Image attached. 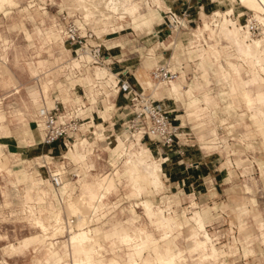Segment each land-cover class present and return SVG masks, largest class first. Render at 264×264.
Returning <instances> with one entry per match:
<instances>
[{"label": "rangeland", "instance_id": "374dc122", "mask_svg": "<svg viewBox=\"0 0 264 264\" xmlns=\"http://www.w3.org/2000/svg\"><path fill=\"white\" fill-rule=\"evenodd\" d=\"M74 1L15 0V2H11L10 0H0V54L7 53L9 58L8 63L15 73L19 75L20 81L23 83L13 84L14 89L13 87H5V85L0 83V95L3 98V112L6 117L2 133L0 134V144L2 145L0 151L4 156L8 157L6 158L7 164L12 172L24 168L30 174V178L26 182H16L18 181L16 174H9L7 171L0 172V264L5 262L8 264H36V257H39V261L44 259L42 256L47 255L48 257L53 255L54 259L57 256L64 257L61 263L68 261V257L65 256L68 248L66 241L61 243L64 246L63 248L50 249L49 245L52 246V244L44 245V241L40 237L42 242H37L35 246L26 248L24 252L14 253L6 251V246L11 243H17L24 236L39 234L41 232L39 227L35 226L38 223L34 225L29 220L28 213L23 210L26 189L32 190L33 188L32 177L42 181L40 184L42 189L49 186L50 180L55 186L53 195L55 205L63 208V189L62 186L54 184L52 175L61 166L65 167L66 176L64 177V181L70 185V189L75 194H78L80 182L76 174L79 172L84 176L87 172L81 166V162L72 160L70 154L75 149L73 144L79 142L80 139L94 142L95 146L92 148L93 155L91 159L96 165L97 170L92 171V173L118 172L115 176L117 186L108 195L107 199L111 204L115 203L117 205L114 208L116 210L113 212L116 215V219L121 222L126 221L132 216L135 209L136 218L148 224L149 228L153 229L156 237L160 238V232L155 226L152 227L150 225V220L146 215L144 207L138 203L141 200L148 199L155 205L169 206L171 211L177 214L179 222L184 225L183 233L178 235V242L182 248L187 249L192 243V239H188L189 223L194 224L196 222L191 216L198 211L204 217L208 230L198 232L197 228L191 225L190 236H193L195 240V247L198 242L207 241L205 238L206 232L209 233L212 241L208 244L209 247H206L207 251H203L200 248L199 250H193L189 264L199 263V257L202 254L203 258L207 256L211 257L213 254L217 255L215 251L213 254H209L211 253L210 248L215 245L210 232L218 235L216 248L217 246H224L226 251H234L226 256L229 262L235 264H264V243L262 242V234L258 227V219L264 221V137L245 105L241 109L236 110V112L235 109L227 110L223 108V104L230 102L231 97L229 84L219 75L220 68L216 61L206 59L205 65L208 68V77L212 81V93L215 95L220 93L225 99L221 101L222 103L218 108H212V110L207 112L205 124L200 127L197 126L198 121L196 117L193 114L191 115L190 98L187 95H184L182 99L177 98L175 95L172 96L168 89L170 82L159 83L154 81L160 84L158 91L154 93L150 88L146 89L149 93H153L158 101L163 104L164 109L173 111L174 122L177 125H184V133L182 135V143L178 146L152 145L146 140L142 141L144 146L154 152L153 159L155 164H158L161 168L159 171L161 183L159 187L156 183L154 185L151 183L142 185V192L138 196L128 197L133 187L128 184L124 177L126 173L124 161L126 158L125 156L118 157V155L122 154V149L120 147L116 149L118 155H114L111 149L121 141L120 138L126 142L128 149L131 148L130 143L136 142L132 138L126 141L125 134L129 132L125 130L123 125L116 127L114 130L111 125L109 129H112L113 133L110 135L107 133L106 122L99 127L93 125L92 128H89L88 124H85L83 130L74 135L75 139L71 140L70 148H66L62 152V148H60V151L58 149V153L54 150L55 147H48L44 144L42 127L40 121L36 120L38 118L34 113L37 111H35V108H31L33 103L32 97L34 98V95H37L38 99L41 98V95H44L48 100H51V97L54 99L60 97L59 99L62 102L71 97L77 101L85 102L88 107L90 106L88 94H90L91 87L84 85L81 81H76V79L80 80L81 77L94 73L96 66H100L101 68L108 67L110 71L113 70L112 68H118L117 62H114L111 68L110 65L101 66L92 63V59L87 57L86 54H81V56H85L84 58L90 63L84 59L82 60V57L77 56L74 51L77 46L71 43L65 34L67 22L63 19L64 14L73 15L76 13L78 16L74 18L81 22H84L82 18L84 15L85 19L92 23L93 28L100 37L99 40H96L95 37L89 39L91 44H104L106 38H114L111 43L107 42L108 47L111 49V54L115 59H121L122 62L128 63L130 70L141 83H145L146 79H151V76L153 77V71L157 66L165 65L172 67L174 64L182 63V69L185 71L186 77L181 82L184 92L196 88L198 82L205 84L203 68H201L200 64L201 60L196 53H199L198 48L206 47L208 49L210 45H214L223 51L221 56L222 63L231 74H233V70L229 65V61L237 64L242 63V61L235 57L237 47L240 57L243 60L249 61L254 74L264 75V61L258 62L253 55L259 53L264 55L261 49H259V52L258 49L254 52L255 48L252 49L253 46L250 45V48L249 45H246L247 43L251 44L250 37L249 39L245 38V43H242L246 45L245 50L241 45L242 49L240 46L238 48L239 44L234 43L236 42L234 41L236 38L232 39L234 35H231L230 32L228 34L227 30L223 28L227 26L228 20L231 21L230 24L237 21L238 23L235 24L240 27L245 25V22L250 17L257 20V15L263 16L264 14L262 15L257 12L253 7H251V11L238 0H235L237 1L236 4L235 2L234 4L230 3L232 2L231 0H222L221 2L218 0L217 3L220 2L223 4V7L219 9L218 5L220 4H217V11L221 13L216 16L211 11L214 6L212 0H204L205 9L204 13H200V18L193 21L182 19L178 29L175 27L176 23L172 20L170 14L165 12V9L159 10L163 14L164 19L154 22V27L157 29L155 30L157 34L154 35L148 32L152 31L150 27L136 26V23L130 17V12L134 11L133 8L130 9L132 7L131 4L118 2V0H114V3L110 4L107 0H86L88 11L85 12L78 9L77 5L85 8L86 4L80 3L79 0L76 4ZM137 1H140V11L147 12L149 5L147 1L153 6L154 3L152 2L155 0ZM254 1H256L257 6L260 5L257 0ZM234 5L241 6L238 7L239 12L246 11L249 15L237 18L230 17V13H224L225 8L229 9ZM224 18H227L226 23ZM69 20L72 21L74 19L70 18ZM117 26H121L120 28L125 29L127 33H134V35L129 33L124 37L126 50L120 51L119 48L113 49L112 46H109L117 42V37L113 36L115 34L105 36L106 33L112 30H102L105 27L117 28ZM233 26L230 25L231 28ZM199 27H201L203 33L205 32L200 39L196 36ZM260 27L264 29L263 24ZM28 33L32 35L31 39L28 38ZM224 33L228 34V37ZM47 34L52 43L51 45L46 40ZM244 35H246V32ZM254 36L256 37L254 39L264 37V35ZM32 42H36L37 44L43 43L42 58L51 61L47 64L46 68H40L42 74L39 77L37 76L39 79L36 78L35 74H31L27 65L28 62L39 59L38 53H34L33 48L30 46ZM237 42L239 41L237 40ZM228 45L232 47H228ZM5 48L7 49L5 50ZM250 50L253 51L251 52ZM61 51L64 54H61ZM190 51L196 52L190 54ZM106 53H108V50L104 48L102 55L105 56ZM228 53L233 55H229ZM17 54L23 55L18 64L15 63ZM77 59L81 61L82 66L80 69H76L72 63L70 64L71 60L75 62ZM105 72L108 73L105 70L100 74L105 75ZM180 73L179 70V75ZM46 84L50 86L48 93L45 92L44 88ZM30 88L33 89L30 90ZM62 88H64V91H61ZM14 92L15 94L10 95ZM69 92L70 97H68ZM105 92L109 91L105 90ZM199 95L201 96V94ZM21 96L25 99L28 107L24 105ZM105 97V95L101 94L97 96L98 103L96 110L99 111L104 108L102 103L105 104V101L103 102L102 100ZM115 100V103L118 102L119 105L127 104V98L121 93H117ZM41 102L43 103V101ZM82 102L79 103L82 104ZM206 104L207 106H214L212 99L206 100ZM63 105H65L64 107H66L67 111H71L76 104L63 103ZM19 110L23 112L24 120L22 119V115L18 114ZM88 114L86 113L83 116H87ZM104 114L106 115L105 119L110 117L109 113L105 112ZM94 116L97 117L99 114H94ZM96 122L100 124L102 118L96 120ZM108 122L111 123V120ZM101 133L104 136L100 139L98 134ZM108 136H110L109 139H107ZM40 143L47 148L43 147L41 151H38ZM79 150L82 152L81 147ZM61 155H64L66 159H63ZM3 161L5 162V159ZM155 169H158V167L151 164L150 177H153L152 180L158 177V174L154 172ZM98 192L102 195L104 193L108 194L109 191L101 192L99 190ZM33 193H35L34 190ZM244 203L250 211L248 215L243 217V222L252 235L249 239L238 228L240 223V211L238 207ZM30 212L33 217L37 214L32 209ZM43 212L44 214L47 213ZM184 212L185 215H183ZM81 214L86 216L87 213L82 210ZM68 215V217H71L70 213ZM152 215L154 216L155 214ZM155 217L158 218L157 215ZM110 218L111 215L107 217L106 221H109ZM165 218L170 224L171 218L167 215ZM136 233L142 237L140 232ZM94 236L97 247H95V253L97 257H100L99 260H102L103 252L101 250L104 246L101 244L103 240L99 239L95 234ZM123 238L126 239V243L131 241V238L127 235L123 236ZM230 246H233L231 250ZM34 249H38V253H35ZM196 251L199 254L195 256L194 252ZM218 251L221 254V250ZM204 252H206L205 255ZM67 253L69 255L70 251L68 250ZM95 257V254L91 255L93 261H95ZM218 257L216 256L214 260L207 259L199 264H229L228 261L218 259ZM195 258L197 260L193 261Z\"/></svg>", "mask_w": 264, "mask_h": 264}, {"label": "crops", "instance_id": "0c3cea01", "mask_svg": "<svg viewBox=\"0 0 264 264\" xmlns=\"http://www.w3.org/2000/svg\"><path fill=\"white\" fill-rule=\"evenodd\" d=\"M3 1H8V0H3ZM11 2H15V0H10ZM80 3H84L86 4L87 1L86 0H79ZM110 3H114V0H107ZM116 1V0H115ZM218 0H212V2L214 3L213 7H212V13H221L220 11H217V4L218 8L221 9L223 7V4H221L220 2L222 0H220V2L217 3ZM232 4H236L237 1H233L231 0ZM242 5L246 6L248 9H250L252 11V8H255L257 12L261 13L262 15L264 14V6L261 3L259 6L256 5V1L254 0H249L244 2L243 0H238ZM76 4L78 2V0L74 1ZM118 2H124L125 4H131V8L130 9H134V11H132V13L130 12V17L132 18V20L136 23V26L138 27H142V26H146V27H150V29L152 31H148L149 34H157V30L156 27H154V22L156 21H162L164 19L163 14L159 11V10H164L165 12H175L181 15L183 20H188V21H193L196 20L198 18H200V13H204V0H155L154 5L151 6L150 2L147 1V3H149L148 5V9L147 12H141V6H140V1L137 0H118ZM260 3V2H259ZM248 5V6H247ZM250 6V7H249ZM241 6H236L234 5L233 7H230L229 9L225 8L224 12L225 14H232L233 13V17H237L240 18L241 16L244 15H249L246 11H242L239 12V8ZM78 9H81L82 11L87 12L88 11V5L86 4V7H79L77 5ZM237 11V13H236ZM214 13V14H215ZM87 17V16H86ZM258 19L261 17L263 18L264 16L261 15H257ZM257 19V20H258ZM206 21V20H205ZM204 21V23H205ZM203 23V24H204ZM235 23H238L237 21H235ZM207 26V25H206ZM93 27V26H92ZM121 26H117V28H102V30H112L109 33H106L105 36L109 35V34H115L113 36L117 37V42L113 43L112 46L113 49L115 48H119V50H126V41L125 38L130 32H125V29L120 28ZM115 29V30H114ZM117 29V30H116ZM206 30V29H205ZM96 32V31H95ZM205 33V32H204ZM203 31H201V27H199V31L196 32V36L198 39H200L202 37V35L204 34ZM133 34L134 33H130ZM209 34V33H208ZM225 34V33H224ZM98 35V34H97ZM226 35V34H225ZM227 36V35H226ZM28 38L31 39L32 35L28 33ZM46 40L48 42H50L49 44L51 45V41L49 39V35L47 34V38ZM114 40V38H106L104 40V44L107 47V49L105 48V50H108V53L105 54V57H109L108 60L110 62V67L112 68V64H114V62L118 63V68H112L114 71H116L117 73H121L122 78L125 80H129L134 86L136 87H141V85L143 86L144 89L150 88L153 93L158 91V86L160 85H154L152 83V76L151 79H146L145 83H141L136 77L135 75L132 73V71L130 70V65H128V63L126 62H122L121 59L117 60L115 59V57L111 54V49L108 47V43L107 42H112ZM109 43V44H110ZM235 43V42H234ZM33 48V52L34 53H38L39 59L37 61H30L27 63L31 74H35L36 78H38L41 74H42V70L40 68H46L47 64L49 62H51L50 60H46L42 58V50L44 49V44L43 43H36V42H32L30 45ZM228 47H232L230 45H228ZM51 48V47H50ZM49 48V49H50ZM7 48H5L6 50ZM129 50V49H128ZM51 52V50H49ZM199 53H196L197 56L200 58V64H201V68H203V78L205 81V84H202L200 82L197 83L196 88L193 89H189L186 90L184 92V89L182 87V83L186 77H185V71L182 69V63L179 64H174L172 67L169 66V68L173 71L179 72L180 70V75L179 77L172 83V85H169V91L171 93V95H175L177 98H183L184 95H187L190 99H189V105L192 108V112L191 115L193 114L196 117V120L198 121L197 126L200 127L202 125L205 124V118L207 117V112L212 110V108L215 107H219L221 105V101H223L225 98L222 94H214L212 93V81L209 79L208 77V68L205 65V60L208 59L210 61H216L218 67L220 68V72L219 75L228 82L229 84V93H230V97H231V101L230 102H226L223 104V108L225 109H235L239 110L242 108L243 105H245V107L249 110L250 112V116L253 119V121L258 125L259 130L261 132V134L264 137V75L261 74L260 75H256L254 74L253 69L251 68V64L249 63L248 60H243L240 55H239V50L236 47V51L237 53L236 56L234 54V56L239 59L240 61H242V63H234L232 61H229V65L231 67V69L233 70V74H231L223 65L222 60H221V56H222V50L218 49L217 47H215L214 45H210L208 49H206V47H201L198 48ZM192 54L193 52L196 51H190ZM126 53V51H125ZM124 53V54H125ZM61 54H64V52L61 51ZM229 55H233L228 53ZM21 57H23V55L17 54L16 58H15V63H20L21 61ZM56 57V56H55ZM60 57V56H58ZM62 57V56H61ZM85 56H82V60L84 59L86 62V58H84ZM88 57V56H87ZM113 58V59H112ZM193 58V57H191ZM55 59V58H54ZM9 58L7 56V53H3L0 54V77L2 78L0 80V83L2 85H5V87H13V84L16 83H22L20 81L19 75L17 73H15V71L11 68V65L8 63ZM124 61H126V59H124ZM81 61L77 59V61H73L71 60L70 64L72 63L73 66L76 69H80L81 68ZM98 67L100 66H96L94 73L89 74L88 76L85 77H81L80 80L76 79V81H81L84 85H88L90 86V91L88 94V100H89V104L90 106H86L85 102L82 101H77L75 99H72L70 97V92H69V96L70 99L68 100H64L63 103L64 104H76L79 102H82L83 104H85V106L87 107L86 109V113H89L87 116L88 118H86L85 124H88L89 128H92L93 125H96L97 127H99L100 125H102L104 122H106V128H108V132L110 135L113 133L112 129H109V127L112 125L113 130L116 127H120L123 125V123L126 120V114H128V106L125 105H119L118 102L115 103V98L117 97V93L115 91L113 92H105L106 93V97L105 99H103L102 101H105V104H103V107L101 110H96V105L98 103L97 100V96L102 92L99 88H98V81L96 80L99 79L98 74H97V70ZM108 67H100V70H103V72L106 70L108 73H106V75H110L111 72L110 70H108ZM126 72V74H125ZM106 75H103L100 78H105ZM14 76V77H13ZM38 76V77H37ZM182 77V79H181ZM229 78V79H228ZM39 79V78H38ZM17 80V81H16ZM222 80V79H221ZM75 81V80H74ZM72 81V82H74ZM51 83V82H50ZM23 84V83H22ZM10 85V86H8ZM61 86V85H60ZM101 87L105 88V83H101ZM45 92L48 93L50 91V86L49 84L45 85ZM14 89V87H13ZM33 88H30V90H32ZM61 91H64V88H62ZM18 93V92H16ZM20 93V92H19ZM18 93V94H19ZM15 94L12 93L10 95ZM201 94V96L199 95ZM115 97V98H114ZM51 100H48L44 95H41V98L38 99L37 95H34V98L32 97V107L31 108H35L38 113H39V109L41 106H43L45 103L49 104V105H53L55 100H58L59 98H53L51 97ZM21 99L24 103L25 106H27V103L25 101V99L22 98ZM67 99V98H66ZM212 99V101L214 102V106H207L206 104V100ZM241 99V100H240ZM43 101V103L41 102ZM3 98L0 95V134L2 133V129H3V124L4 121L6 119L5 114L3 112ZM28 107V106H27ZM30 108V106H29ZM37 112H34L36 114V117L38 119H36L37 121H41L39 116L37 115ZM105 112L109 113V118L105 119L106 115L104 114ZM19 115H22V119L24 120V114L23 112H21L20 110L18 111ZM94 114H99V116H94ZM245 115V113H243ZM242 114V115H243ZM102 118V122L100 124H97L96 120ZM114 119V121H112ZM111 120V123L108 122ZM84 124V126H85ZM106 130V129H105ZM213 132H215V130H213ZM97 133V132H96ZM104 134H98V137L101 139L103 138ZM109 137V136H108ZM73 146L75 147L74 150H72V153L70 154L72 157V160H76L81 162V166L85 169V171L87 172L84 176H82L79 172H78V177H79V182H80V189L78 194H75V192L72 191V189H70V185L68 183H66L63 180V184H62V189H63V194L64 196L62 197V203H63V208L61 207H57L55 205L54 202V185L53 183H51V181L49 180V186L47 188L42 189V187L40 186L42 181L37 180L36 178L32 177V185L33 188L31 189H26V194L24 196V200H23V210L26 211L28 213V218L29 220L35 225L37 222H41V223H46V224H52V223H57L59 216L62 217L63 222L65 221V217L68 216V214L70 213L71 216H76V214L71 213L72 210L68 209L65 203V200L67 198H69L71 196V198H76L79 195H81V187L82 184L81 182L86 180H92L96 177H103V176H107V175H111L114 178L115 181V187L113 189H111L108 194H106L103 198V206L93 209V208H89L87 206H82L81 208L83 209V211H85L87 214L86 216L81 215V211L79 212V214H77V216L80 217L79 221L81 220V222L85 220V222H87L85 226H88V229H91L93 234H95L97 237H99V239L103 240V243L101 245H103V249L101 250V252H103V259L99 260L100 257H97L95 250L90 251L89 249H86L83 247V244H79L77 246H74L72 243H69V248L68 250L70 251L69 255H74V259L77 258H82L84 257L87 262H89V264H189V261L191 260V254L193 252V250H199L202 249L200 247V242H198L196 244L195 247V240L193 238V236H190V227L195 226V228H197L198 232H202L203 230L207 229V224L206 221L204 219V217L200 214V212L196 211L194 213V215H192L191 217L194 218V220L196 221L194 224L189 223V236L188 239H192V243L190 244L189 248L184 249L179 245L178 242V235H181L184 231V225L179 222V220L177 219V214L174 213L173 211H171L170 207H163L160 205H155L152 201L148 200V199H144L141 200L140 203L145 211H146V215L148 216L149 220H150V225L152 227H156V229L160 232V238L156 237V235L154 234L153 229L151 230L149 228V225L141 222L140 220H138L136 217V210L134 209V213L132 214V216L130 218H128L126 221L121 222L118 219H116V215L113 214V212L116 210L114 208L117 207V205L115 203H110L109 201H107L108 199V195L116 188L117 186V179L115 178L116 174H118V172L116 171L115 173H101V174H97V173H92V171H96V165L94 164V162H92V155H93V147L94 142H90L87 139H80L79 142H76L73 144ZM135 146V145H134ZM47 148L45 146H43L41 143L39 145L38 151H41V149ZM48 147H55V151L59 153L60 148H62L61 152L64 151L63 146H61V143H56L54 145L48 146ZM80 147L82 148V152L79 150ZM120 147L121 145L118 143L115 147L111 148L112 149V153L114 155H118L117 153V148ZM134 148H138V146L136 145ZM2 149V145L0 144V150ZM59 149V151H58ZM149 152V151H147ZM154 153V152H153ZM123 155L120 154L118 155V157H122ZM152 156V154H151ZM6 156H4L2 154V152L0 151V172L2 171H7L9 174H16L17 175V179L19 181H25L28 180L30 178V174L24 169H19L17 171L12 172V170H10L8 164H7V160H6ZM5 159V162L3 161ZM134 161H132L133 163ZM125 165H126V173H125V179L127 180L129 185H132V191L131 193L128 195V197H134V196H138L141 194V189H138L135 187L134 182L132 181V170L133 167L130 165L129 162H127L126 160L124 161ZM153 166L158 167V169H155L154 172L158 174V177L155 180H152L153 177H149V182L147 183H151V184H157L158 187L161 183V179H160V173L159 171L161 170L160 166L158 164L152 163ZM134 165V164H133ZM155 177V176H154ZM152 180V182H151ZM145 185V184H144ZM156 187V186H154ZM156 187V188H158ZM33 190L35 191V193H33ZM61 201V199H60ZM144 202L148 203L150 205V209L151 211L148 210L147 207L144 206ZM134 206V204H133ZM132 206V207H133ZM33 207V208H31ZM48 207V208H47ZM113 208V209H112ZM159 208V209H158ZM36 211L37 214L35 217H33V215L31 214L30 210ZM160 210H163L165 212V217L166 215L169 216L171 218V222L170 224L168 222H166L163 217H159V212ZM239 212V216H240V223L238 225V228L240 230V232H244L246 234L247 239L251 238V234L249 233L248 227L246 226V224L243 222V217L245 215H248L250 213L248 207L246 206V204L244 203L242 206L238 207ZM47 212L46 214H44V212ZM149 211V213H148ZM152 214H155V216L157 215L158 218H156L155 216H153ZM111 215V218L109 221H106L107 217H109ZM150 215V216H149ZM185 215V212L184 214ZM64 216V217H63ZM85 217V218H84ZM190 217V219H192ZM202 219L203 223H204V227L202 229H200L199 224L197 223V220ZM193 220V219H192ZM169 224V225H168ZM64 225V223H63ZM37 227H39V230L41 231V228L38 225H35ZM108 227V229H107ZM258 227L261 231L262 234V242L264 243V221L262 219H258ZM208 230V229H207ZM136 232H140L142 234V237L137 238L135 240H132L131 236L133 233ZM212 237H213V242H215V245L218 244L217 242V237L218 235L216 233L210 232ZM177 234V235H175ZM124 235H127L131 238V241H129V243H126V239L123 238ZM205 235H208L210 240L212 241L210 235L208 232H206ZM204 235V236H205ZM43 236V237H42ZM37 237H41L42 241L44 240V235L43 233H39V234H30L27 236H24L23 238L19 239L17 241V243H11L9 245L6 246L9 247L13 246L14 251H12L11 249L8 252H24V250L27 248H30L31 246H35L37 244V242L39 243L40 241L37 240ZM203 237V236H201ZM187 239V240H188ZM210 241V242H211ZM209 242V243H210ZM44 243V242H43ZM208 243V244H209ZM212 246L211 249V253L209 254H213L214 251L217 252V256L218 259L224 260V261H228L226 259V256L230 253V252H234V251H226L224 249V246ZM209 247V245H208ZM12 248V249H13ZM97 248V247H96ZM233 248V246H230V250ZM71 249H73V252L71 253ZM86 249V250H85ZM35 253H38L37 250L38 249H34ZM68 250L65 252V256L69 257L68 255ZM218 250H221V254L219 253ZM253 251V250H252ZM56 253V252H55ZM95 254V261H93L91 259V255ZM197 254H199L198 251L194 252V255L196 256ZM47 257V258H45ZM42 258H44L43 260H39V257H36V264H41V263H45V264H61L62 260L64 257H60L57 256L56 259L53 258V255L51 257L47 256H42ZM207 259H213V257H204L203 258V254L199 257V263L204 262ZM197 260V258H195L193 261ZM105 261V262H104ZM117 262V263H116ZM229 262V261H228ZM197 263V264H199ZM229 264H235V263H231L229 262Z\"/></svg>", "mask_w": 264, "mask_h": 264}, {"label": "built area", "instance_id": "2783aa9c", "mask_svg": "<svg viewBox=\"0 0 264 264\" xmlns=\"http://www.w3.org/2000/svg\"><path fill=\"white\" fill-rule=\"evenodd\" d=\"M226 12V11H225ZM73 13V12H71ZM170 17L176 23L175 27L181 25L182 17L180 14L169 11ZM215 13V12H214ZM213 13V14H214ZM78 15L73 14L63 15V19L67 22L65 34L71 43L77 46L74 50L80 58L86 52H89L92 56V63L107 66L110 65L109 57H105L104 48L107 47L103 43L96 45L91 44L89 39L96 38L99 40V35L92 27V23L87 21L83 15L84 22L76 20L74 17ZM233 17V13L229 14ZM74 20L70 21L69 19ZM246 24H250V30L254 35H260L261 28L255 19L250 17ZM104 46V48H103ZM103 48V49H102ZM82 59V58H81ZM90 63L89 61H87ZM110 69V68H109ZM111 74L106 75L105 78H99L98 88L102 90L101 95H105V90L109 92L115 91L121 93L127 98V106L129 108L128 114H126V120L123 123V127L129 133L125 134L126 141L133 139L137 141L139 137L140 142L146 140L152 145H164L173 146L181 145L182 135L184 133V125L175 124L172 110L164 109L163 104L146 89L134 86L129 80L122 78L121 73L110 71ZM126 74V72H125ZM179 72H174L168 68V66H157L153 71V79L156 82H170L177 79ZM101 83H105V88L101 87ZM63 102L58 99L53 107L42 106L39 110L38 116L40 118V125L43 131V142L47 146H51L61 143L64 149L70 148L71 140H74V135L83 130L86 118L83 116L86 114L87 107L85 104L76 103L74 109L67 111ZM95 133V131H93ZM107 137V139H109ZM63 159H66L64 155H61ZM53 172L52 180L56 186H62L60 181L66 176V168L62 167ZM77 175V174H76ZM78 176V175H77ZM60 179V180H59ZM3 264H7L6 262Z\"/></svg>", "mask_w": 264, "mask_h": 264}, {"label": "bare ground", "instance_id": "6f19581e", "mask_svg": "<svg viewBox=\"0 0 264 264\" xmlns=\"http://www.w3.org/2000/svg\"><path fill=\"white\" fill-rule=\"evenodd\" d=\"M243 1L246 2V1H249V0H243ZM257 2L258 3L260 2L259 4L262 3L263 6H264V0H257ZM214 15L217 16V13H215ZM224 21L226 23L227 18H224ZM228 21H229L228 22L229 26L227 24V26H225L223 28H225V30H227L226 32H228V34L230 32L231 35H234L232 37V39H234V37L236 38V40H234V41H236L235 43L239 44L238 48L241 45L242 47H244V50H245L246 49L245 48L246 45L247 46L249 45V47L251 45V46H253L252 49L255 48L254 52H255L256 49H258V52L260 51L259 49H261L262 54H264L263 53L264 52V50H263L264 37L261 38V39H254L256 37L254 36V33L251 32V30H250V24H246V26L243 25V26L239 27V26H237V24H235V22L230 24L231 21L230 20H228ZM256 21L258 22L259 25H261V24L264 25V17L263 18L260 17V19H258ZM230 25H234L233 28H231ZM242 30L246 32V35H244L245 32H243ZM263 30L264 29H261L260 35H264V31ZM222 31H224V30H222ZM228 34H226L227 37H228ZM249 37H250V39L252 41L251 44H248V43L246 45L242 44V43H245V38L249 39ZM240 38H242V39H240ZM237 40L239 42H237ZM242 47H241V49H242ZM250 51L252 52L253 50H250ZM84 54H86L88 57L92 58V56H91V54L89 52H86ZM253 55L255 56L254 58L258 62L264 61V55H261L260 53L259 54H253ZM101 72L103 73L102 70L97 69V74H98L99 78L103 76V74H100ZM174 72H176V71H174ZM175 80H171L170 81V85H172V83ZM152 83L154 85H159V83H155L154 82L153 77H152ZM55 103H56V100L54 101L53 106L55 105ZM43 106H47V107L51 108L52 105H49V104L45 103ZM120 140L121 141L118 142V143L121 145V149L123 151L122 155L125 156L126 161L129 162L130 165L133 167L132 172L134 171V173L131 174V175H133L132 176V180L134 182V185H135L136 188L142 189L141 188L142 185H144V184H146L147 182L150 181L149 180V177L151 175L150 165L152 163H155V161L153 159L154 153H153V151L150 148L144 146V144H142V142H140L139 137H137V141L136 142H132V144L130 143V145H131L130 149H128V146L126 145V142L123 139L120 138ZM134 145L135 146L137 145L138 148L137 149L134 148L135 147ZM146 151H149V152L148 153H144ZM151 154H152V156H151ZM132 161H134V162L132 163ZM135 175H137V176H135ZM151 182H152V180H151ZM60 184L61 185L63 184V179L60 181ZM114 187H115L114 186V178L111 175H107V176H103V177H96V178H94L92 180L84 181L83 184H82V187H81V195H79L76 198H71V196H70L69 198H67L65 200L67 208L71 209L72 210L71 213L76 214V216L74 215V216L68 217L69 216L68 215V216H66L64 218L65 219L64 222L62 220V217L59 216L58 222L57 223H52V224H46V223L37 222L39 224L40 228H41V232L44 235V240H45L44 241V245L47 246L49 244H52V246L49 245L50 249H56V248L60 249V248L64 247L61 243L66 241L67 245H68V248H69V243L70 244L72 243L74 246H77L79 244H83V247L86 248V249H89L90 251L95 250V247H96L95 236H94V234H93L91 229L86 230V229H88V226H85V225H87L86 224L87 222H85V220H84V222L83 221L81 222V220L79 221L80 217L77 216V214H79L78 211L83 210L82 208L84 206L92 207L93 209H96L98 207H102L103 204H104L103 198H104V195L106 193L100 195L98 191L100 190L101 192H108L111 189H113ZM144 206L147 207L149 211H151L150 205L148 203L144 202ZM149 211H148V213H149ZM83 216H85V215H83ZM159 217H161V218L163 217V219L165 221H167V219L165 218V212L163 210H160ZM63 223H64V225H63ZM197 223L199 224L200 229H202L204 227V223H203L202 219L197 220ZM125 236L126 235H124V237ZM130 236H131L132 240H135V239L141 237V235L138 234V233H134V234H132ZM205 238H206L207 241L203 240V241H201V244H200V247L203 249V251L204 250L207 251L206 247H208V243L211 241L208 235H206ZM37 240L41 241V238L37 237L36 241ZM12 245L7 247L6 251H9L10 249L12 251H14V248H13ZM68 248H67V250H68ZM53 252H55V251H53ZM72 252H73V249H71V253ZM205 253L206 252H204V255H205ZM216 256L214 254L211 255V257H213L214 259H216L215 258ZM61 264H89V262H87V260L84 257L74 259V255L72 254V255H69L68 261L66 263H61Z\"/></svg>", "mask_w": 264, "mask_h": 264}]
</instances>
